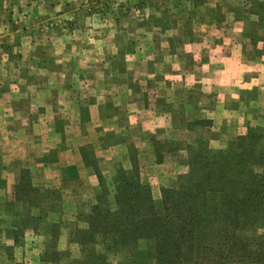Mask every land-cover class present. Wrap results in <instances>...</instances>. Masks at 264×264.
Listing matches in <instances>:
<instances>
[{"label":"rangeland","instance_id":"rangeland-1","mask_svg":"<svg viewBox=\"0 0 264 264\" xmlns=\"http://www.w3.org/2000/svg\"><path fill=\"white\" fill-rule=\"evenodd\" d=\"M0 128V264H264L205 252L208 186L264 175V0H0Z\"/></svg>","mask_w":264,"mask_h":264},{"label":"trees","instance_id":"trees-1","mask_svg":"<svg viewBox=\"0 0 264 264\" xmlns=\"http://www.w3.org/2000/svg\"><path fill=\"white\" fill-rule=\"evenodd\" d=\"M258 154V152L253 150L245 149H242L239 154H233L238 159L234 167L240 168V165L243 164V169L247 171L248 176L239 171L241 179L234 177L232 167L229 171V174L233 176L232 180L231 178L221 180L216 189L208 186L205 191V193L212 192L208 198H205V252L210 248L214 252L216 246L223 242L231 243V248L229 249L219 246L218 255H214V258L230 259L238 257L237 252L241 248L234 244L236 240L243 243L252 241L264 242V236L256 235L260 220L264 218V175H261L263 166L258 169V165L254 161L259 159ZM233 155L228 157L230 158ZM261 163H264V161ZM253 167L258 170L254 171ZM241 174H244L245 177L243 176L242 178ZM257 176H259L258 179ZM208 220H212L221 226L223 230L221 233L223 232L225 237L219 236L217 240L213 241L212 236V240L208 244L209 233L206 230V221ZM188 232L192 233L194 231L190 229ZM197 232L195 230L196 234ZM243 232L246 235H239ZM159 241L165 240L160 238ZM155 245L158 246V241L156 240ZM230 249H233V251ZM164 254L165 252H163L162 256Z\"/></svg>","mask_w":264,"mask_h":264},{"label":"crops","instance_id":"crops-1","mask_svg":"<svg viewBox=\"0 0 264 264\" xmlns=\"http://www.w3.org/2000/svg\"><path fill=\"white\" fill-rule=\"evenodd\" d=\"M102 104H103V101H97V102H93V104L91 106L96 108V112H97L99 106ZM89 113H90V120H92V119L101 120V119H99V114H96L95 117L93 118V115H92V112L90 109H89ZM73 122H74V125L76 128V126H78V124H79L78 118L77 119L75 118V120ZM26 127H28L27 123L22 122L21 128H19V129L26 131ZM19 129H17L15 131L16 133L14 132L15 133L14 136L16 137V141H13V139H12V140H9V143H5L6 137H4L2 135L3 131H1V128H0V147L4 146L6 144L9 148L8 152L10 155L15 154V152L17 150H20L19 142H18V135L20 134V133L18 134ZM9 134H13V133L9 132ZM28 137H30V131L28 133V136H26V138L22 137V139H27ZM52 138L56 139L57 136H53ZM54 142H55V144H53L52 147L55 151H53L51 154V153H49L48 150H45V154H44V152H42L43 153V154L41 153L42 155L41 154L35 155L33 157L34 162H43L46 165L47 161H49L50 159H56L57 164L53 163L51 165H48V166H52L53 168H56L55 171L61 170V168L63 166H66V165H75L77 167V165H78L77 163L78 162L81 163V157L78 155V153L76 152L75 149L71 148V149H65L64 151H62V149H59V147H58L59 142L56 140ZM27 144H29V143L26 142V140H25L24 146H27ZM55 147H57V148H55ZM28 150H29V148L27 149V153L30 154ZM2 151H4V149H2ZM46 151H48V152L46 153ZM15 159H16L15 156L12 158H8L9 162H6L5 163L6 165H3L5 170L11 172V174L9 175L10 177H15V174L12 173V172H14V166L12 165L13 164L12 160H15ZM56 160L54 162H56ZM71 163H73V164H71ZM42 167L45 168V166H42ZM87 173H89V172L87 171Z\"/></svg>","mask_w":264,"mask_h":264}]
</instances>
